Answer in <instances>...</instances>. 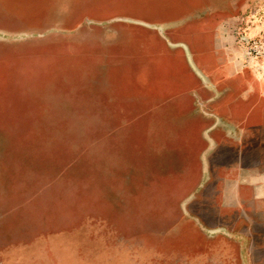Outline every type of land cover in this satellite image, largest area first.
I'll use <instances>...</instances> for the list:
<instances>
[{
	"label": "rangeland",
	"instance_id": "1",
	"mask_svg": "<svg viewBox=\"0 0 264 264\" xmlns=\"http://www.w3.org/2000/svg\"><path fill=\"white\" fill-rule=\"evenodd\" d=\"M254 42L264 0H0V264H264Z\"/></svg>",
	"mask_w": 264,
	"mask_h": 264
},
{
	"label": "built area",
	"instance_id": "2",
	"mask_svg": "<svg viewBox=\"0 0 264 264\" xmlns=\"http://www.w3.org/2000/svg\"><path fill=\"white\" fill-rule=\"evenodd\" d=\"M262 46L258 45V42H254L253 45L251 46V50L253 53H255L256 55H261L264 53V50H261Z\"/></svg>",
	"mask_w": 264,
	"mask_h": 264
},
{
	"label": "crops",
	"instance_id": "3",
	"mask_svg": "<svg viewBox=\"0 0 264 264\" xmlns=\"http://www.w3.org/2000/svg\"><path fill=\"white\" fill-rule=\"evenodd\" d=\"M257 182H258V183H262V184H263V187H264V177L261 176V177L258 179ZM261 187H262V186H260V188H261ZM261 190H264V189L261 188ZM262 195H263V197H264V192H263Z\"/></svg>",
	"mask_w": 264,
	"mask_h": 264
}]
</instances>
